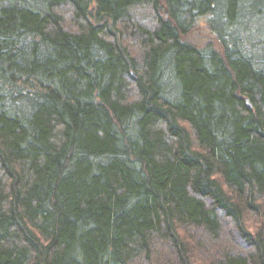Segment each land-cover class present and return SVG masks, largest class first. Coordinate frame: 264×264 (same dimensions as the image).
Returning <instances> with one entry per match:
<instances>
[{"label":"trees","instance_id":"16d2710c","mask_svg":"<svg viewBox=\"0 0 264 264\" xmlns=\"http://www.w3.org/2000/svg\"><path fill=\"white\" fill-rule=\"evenodd\" d=\"M262 224L264 0H0V264H264Z\"/></svg>","mask_w":264,"mask_h":264},{"label":"rangeland","instance_id":"374dc122","mask_svg":"<svg viewBox=\"0 0 264 264\" xmlns=\"http://www.w3.org/2000/svg\"><path fill=\"white\" fill-rule=\"evenodd\" d=\"M199 36H202V35H201V34H195V35L193 34V35H192V39L196 40L197 37H199ZM200 39L202 40V37H199V38L197 39V41H198V42H201ZM254 226L257 227V223H255ZM259 226H260V225H259ZM251 227H253V226L251 225ZM261 228L264 229V224H262Z\"/></svg>","mask_w":264,"mask_h":264}]
</instances>
